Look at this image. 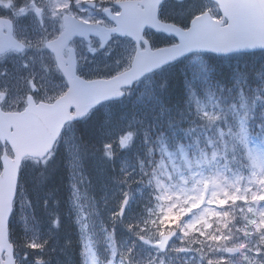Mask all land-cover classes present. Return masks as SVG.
<instances>
[{
  "label": "trees",
  "instance_id": "obj_1",
  "mask_svg": "<svg viewBox=\"0 0 264 264\" xmlns=\"http://www.w3.org/2000/svg\"><path fill=\"white\" fill-rule=\"evenodd\" d=\"M159 75L162 77L157 76L148 90L103 106L75 125V155L66 132L55 156L37 167L36 172H41L36 176L38 186L28 181L35 175L25 168L10 224L18 264L25 258L35 264H56L62 259L67 264H85L80 221L71 206L81 184L94 234L101 244L112 247L109 259L117 263L120 251L113 246L134 234L136 224H119V201L107 205L108 192L115 193L114 185L123 184L124 195L131 189L138 202L127 218L149 227L151 209L162 195L158 179L167 185L169 171L175 172L189 161H203L205 154L223 152L224 157L240 159L235 162L239 164L246 155L242 124L252 127L251 133L264 136V51L229 58L193 55ZM247 109H251L249 116H245ZM125 135L129 142L125 149L118 140L112 142ZM224 138L230 142L217 143ZM229 148L234 154L228 153ZM76 174L81 180L78 185ZM110 211H116L111 222ZM72 225L77 232L70 230ZM146 227L138 229L137 235L154 232ZM47 230L56 234L46 237ZM33 237L43 244L39 252L30 247ZM103 245L98 250L107 254Z\"/></svg>",
  "mask_w": 264,
  "mask_h": 264
},
{
  "label": "rangeland",
  "instance_id": "obj_2",
  "mask_svg": "<svg viewBox=\"0 0 264 264\" xmlns=\"http://www.w3.org/2000/svg\"><path fill=\"white\" fill-rule=\"evenodd\" d=\"M89 1L94 0H52V5L57 8H68L71 11L75 9L84 10L86 3ZM176 2L177 3H174L173 5L174 8L172 7L171 10L168 11V15L171 19L178 18L179 21L186 22L189 18H192L194 14L197 15L198 13L205 11L214 12V8L206 1L176 0ZM108 3L109 1L106 4ZM183 3L185 4V8H183ZM69 5H72V7H69ZM116 46L120 47V49L110 50L109 52V75H111V73L116 74L129 68L133 58L132 54L134 50L132 46H128L127 43H119ZM161 77L162 76H159V79ZM191 78L194 79V77ZM63 88L62 85V90ZM65 92L66 90L61 96L64 95ZM152 93H154V91ZM22 98H24V96H22ZM68 134L72 136L71 129ZM127 139L128 135H125L121 139L113 138L112 142L118 140L119 146L125 149L129 144ZM112 142L111 144H113ZM69 143L71 142L69 141ZM72 145L73 144L71 143V147ZM106 145H108V143H106ZM116 146L118 147V144ZM246 146L248 154L246 162L243 161L242 165L246 171L230 173L226 167L222 165L212 166L211 162L208 164L209 167H203V165H200L197 169L191 167V171L186 174L183 173V171L177 172L176 177L174 176L170 179V183L167 186L163 184L162 180H157L156 185H160L163 199L159 202V207L153 211L154 221H156L155 228L159 227L160 223H164L162 221L166 218L175 217L180 218L181 221L178 225L180 226L182 235L178 237V241L172 243L171 249L180 250L182 248L184 236H189L192 232L211 234L213 232L212 225L217 223L221 224L223 229L228 218V212L226 211L228 209H233L228 220L231 221L230 227L233 228V232H230L229 228H227L220 231L225 234L224 237L220 234L212 236L214 242L209 245V251L207 252L212 253L214 264H264V256H261L259 250L256 249L261 245L258 242V239H254L253 242L249 243V238L251 237L252 232L256 233V235L258 233L264 235V144L253 142L251 144L248 143ZM110 148L113 147L110 146ZM72 151L75 155L76 146L72 147ZM77 153L78 150L76 151V154ZM1 156L2 151L0 152V158ZM205 161L206 159L203 160V162ZM31 168L37 167L32 166ZM39 173L41 172H36V169H33L30 172L31 175L35 176L29 178L28 181L32 182L34 186L39 185L36 181V176H38ZM167 175L168 174H166V176ZM75 179L77 185L78 183H81V180L77 179V174ZM73 183L75 184V182ZM83 186L84 184L78 186V191L73 200H71V206L76 211L80 221V227L83 234V245L87 252V257L82 262L85 264H98L93 250L95 234L93 229L91 230L92 227L89 224L91 212L86 209L88 202L84 199L85 192ZM122 187L123 184H120L119 182L114 185L113 190L115 191V194L112 198L107 200L108 206L109 204L114 205V202L117 201L121 204L125 194ZM40 189L44 188L42 187ZM127 192L130 194L131 189H127ZM110 193L111 192H108V195H110ZM23 198H25L24 193ZM230 201L231 204L229 205ZM130 203L131 205L127 209V215L135 207V204H138L137 201L135 202L133 195ZM24 205V207H27L26 198L24 200ZM114 210L115 208L113 207L112 211ZM115 212H109V215L111 216V220H109L110 222L115 219ZM126 214L124 216V222L131 220V218H127ZM160 214L162 216H160ZM158 221L160 222L158 223ZM119 224H123V222L119 221ZM252 229H254V231ZM70 230L77 232L75 225H72ZM55 234L56 233L53 230L46 231V237ZM128 240L129 239H126L124 243H128ZM44 241L45 239H43V242ZM189 241H193V239ZM196 243L197 242L195 241L191 242V244ZM245 243H247L248 247H251L249 250L242 251V253L236 258H228L226 255L227 247L242 248L245 247ZM41 246H43V244L37 242L35 237L31 239L30 247L33 250L36 249L39 252L40 250H38V248ZM123 246L124 244H122L121 248H123ZM114 248H116V246H114ZM104 249L109 256L111 254V249L107 245L104 246ZM201 253L204 254L206 252ZM251 253H253V255H251ZM138 255L140 259L147 262L146 264H167L169 262L167 257H160L159 253L142 249V247L139 250ZM189 255H194V253L190 252ZM121 261L122 259H119L120 263L117 264H125ZM143 262H138V264H142ZM22 264L35 263H33L30 258H25L23 259ZM56 264L67 263L62 259L61 262H56ZM186 264L195 263L187 262Z\"/></svg>",
  "mask_w": 264,
  "mask_h": 264
},
{
  "label": "water",
  "instance_id": "obj_3",
  "mask_svg": "<svg viewBox=\"0 0 264 264\" xmlns=\"http://www.w3.org/2000/svg\"><path fill=\"white\" fill-rule=\"evenodd\" d=\"M157 3L154 6V3ZM162 0H144L152 10L154 18L157 6ZM229 20L226 27L220 22L213 21L208 15L196 18L188 30L177 27H160L152 24L154 29L173 35L177 44L151 52L139 53L131 70L108 81H96L82 84L72 81L73 85L68 94L59 100L49 114L53 112L58 121L49 126L45 121L40 126L31 124L33 113L9 117L7 124L14 128L7 139L16 155L14 160L4 159V171L0 176V264H16L14 249L9 241V219L13 211V202L16 197L17 182L21 160L30 156L44 158L54 147L64 126L71 121L83 119L99 104L121 99L125 94L123 88H131L135 82L145 74L154 72L192 53H213L230 55L237 52H254L264 50V0H213ZM158 24V23H157ZM66 27L61 40L66 44L74 36H82L81 32L70 31ZM144 27H139L136 34L125 33L138 39ZM76 110L71 114V109ZM47 113V112H46ZM40 127V128H39ZM128 198L123 204V214ZM175 232L165 236L161 243L153 245L165 251L168 242ZM144 243H150L143 239ZM232 252V251H230Z\"/></svg>",
  "mask_w": 264,
  "mask_h": 264
},
{
  "label": "flooded vegetation",
  "instance_id": "obj_4",
  "mask_svg": "<svg viewBox=\"0 0 264 264\" xmlns=\"http://www.w3.org/2000/svg\"><path fill=\"white\" fill-rule=\"evenodd\" d=\"M106 0H95L93 8L68 11L81 21L111 29L114 24L104 14L109 8L113 14L119 10L113 5H105ZM161 9L170 11L171 4ZM67 11L53 7L51 0H0V17L11 21V25H2L0 30L8 34L12 27L13 36L25 47L24 51L10 49L0 54V107L5 111H21L20 104L14 99L24 96L33 97L37 102H51L61 96L62 85L67 89L66 79L53 54L46 48L47 41L56 39L63 29V16ZM158 36L151 30L145 32V38L152 47L156 46ZM126 40V39H124ZM124 40L116 35L102 46L99 37H92L89 42L74 39L63 52L65 64L70 66L75 54L77 74L86 80L106 78L109 76V63L106 61L110 50L120 49L116 45ZM132 43V42H131ZM136 48L135 44H133ZM143 47V44L141 43ZM74 48V52L70 51ZM34 77V78H32ZM14 94H19L13 97Z\"/></svg>",
  "mask_w": 264,
  "mask_h": 264
}]
</instances>
